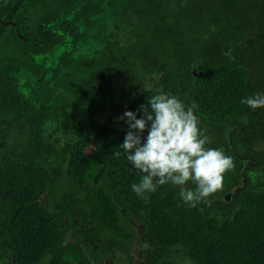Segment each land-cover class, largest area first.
<instances>
[{
    "label": "trees",
    "instance_id": "16d2710c",
    "mask_svg": "<svg viewBox=\"0 0 264 264\" xmlns=\"http://www.w3.org/2000/svg\"><path fill=\"white\" fill-rule=\"evenodd\" d=\"M2 3L0 264H264V0ZM161 91L233 157L210 203L132 191L118 118Z\"/></svg>",
    "mask_w": 264,
    "mask_h": 264
},
{
    "label": "clouds",
    "instance_id": "9594fccd",
    "mask_svg": "<svg viewBox=\"0 0 264 264\" xmlns=\"http://www.w3.org/2000/svg\"><path fill=\"white\" fill-rule=\"evenodd\" d=\"M241 103L253 110L264 108V92L244 97ZM118 119L127 126L122 154L143 173L131 186L137 197L170 184L179 186V198L189 207L210 203L208 198L223 189L225 175L235 167L233 157L222 148L206 146L210 140L193 106L171 93L158 92L137 111L126 110Z\"/></svg>",
    "mask_w": 264,
    "mask_h": 264
},
{
    "label": "rangeland",
    "instance_id": "374dc122",
    "mask_svg": "<svg viewBox=\"0 0 264 264\" xmlns=\"http://www.w3.org/2000/svg\"><path fill=\"white\" fill-rule=\"evenodd\" d=\"M4 5H6V4L5 3L0 4V19L3 17ZM29 13H30L31 17L29 19L26 18V21H27V23H31L33 26H35L34 24H35V21L38 18V16L35 13H32V12H29ZM19 14H20V17L21 16L23 17L25 15V12L20 11V12H18V16H19ZM17 46L18 47L20 46L21 48L23 47L22 44H18ZM4 49L5 48L0 50V56L4 55V53L7 52V49L6 50H4ZM0 110H1V108H0ZM1 112H2L1 115H5V116L8 115V112H5V111H1ZM9 141H10V146H9V148L5 149V151H9V152H14L15 150H17L19 147V144L21 143V142L16 140V137H11ZM135 249H136V247H135ZM182 256H183V258H182ZM184 258H185L184 254L182 252H180L179 253V259L182 262V264H189V262L186 261ZM112 261H113L112 264H128L127 257L125 256L124 253H122L118 249L115 251L114 258Z\"/></svg>",
    "mask_w": 264,
    "mask_h": 264
}]
</instances>
